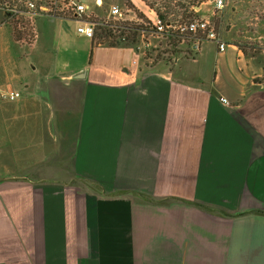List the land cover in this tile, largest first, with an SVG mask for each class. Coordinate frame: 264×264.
Returning <instances> with one entry per match:
<instances>
[{"label":"crops","instance_id":"crops-1","mask_svg":"<svg viewBox=\"0 0 264 264\" xmlns=\"http://www.w3.org/2000/svg\"><path fill=\"white\" fill-rule=\"evenodd\" d=\"M4 18L0 264H264V65L224 36L150 63L46 16L24 49Z\"/></svg>","mask_w":264,"mask_h":264},{"label":"built area","instance_id":"built-area-1","mask_svg":"<svg viewBox=\"0 0 264 264\" xmlns=\"http://www.w3.org/2000/svg\"><path fill=\"white\" fill-rule=\"evenodd\" d=\"M145 9L140 8L149 26L148 32L143 31L140 42L134 48L139 54L149 51L152 43L149 35H161L166 37L179 38L180 44L185 45L190 56L196 55L201 51L205 42L214 43L220 52L227 48L223 39V34L219 31L216 23L210 18L190 16L173 21L161 20L157 10L143 0H139ZM97 5L101 6L103 0H97ZM215 4V8L221 12L225 7V0H204L199 5L192 6V11H199L202 4ZM197 8V9H196ZM0 11L4 13L5 23L14 25L15 34L23 45H31L37 38L34 27L35 16H46L51 18H63L77 22V32L86 37L93 38L98 22L91 19L90 6L83 0H0ZM110 15L115 19H122L123 12L119 5L113 4L110 8ZM21 93L16 90H6L0 94L2 100H16ZM226 104L229 100L222 99Z\"/></svg>","mask_w":264,"mask_h":264},{"label":"rangeland","instance_id":"rangeland-1","mask_svg":"<svg viewBox=\"0 0 264 264\" xmlns=\"http://www.w3.org/2000/svg\"><path fill=\"white\" fill-rule=\"evenodd\" d=\"M83 1L90 6L92 18L106 20L114 18L110 15V8L113 4H116L120 6L123 18L148 26L147 18L140 9L145 8L139 0H135V2L140 8L136 7L134 1L131 0L130 3L134 6L131 9H129L124 0H103L101 6L97 5V0ZM174 3L176 2L174 1ZM193 16L210 18L216 23L219 31L223 33L225 41H237L248 54L255 58L257 63L264 65V39L259 37V34H264V0H225V7L221 12L215 8L213 3L202 4L201 10L193 12ZM171 18H174V16ZM7 27L14 29V25L11 23H8ZM16 38V42L21 48L25 49L24 46H28L21 44L18 35H16ZM149 40L152 45L145 55L149 62H167L171 64L176 56L183 58L189 56L185 45L180 43L173 45L175 43H172V40L166 36L149 35ZM29 57L31 61H34L38 56L30 55Z\"/></svg>","mask_w":264,"mask_h":264},{"label":"trees","instance_id":"trees-1","mask_svg":"<svg viewBox=\"0 0 264 264\" xmlns=\"http://www.w3.org/2000/svg\"><path fill=\"white\" fill-rule=\"evenodd\" d=\"M129 9L134 8L131 0H124ZM149 6L155 8L161 20L173 21L193 16L192 6L198 5L202 0H144ZM174 1L176 3H174ZM157 2L161 3L157 5ZM180 7V9H179ZM174 18H171L173 17ZM98 22L93 42L95 45L102 46H129L135 47L140 42L143 31L148 32L149 26L129 20L115 19L110 20L92 18ZM176 45L180 43L179 38L167 37ZM244 52L248 54L245 50Z\"/></svg>","mask_w":264,"mask_h":264}]
</instances>
